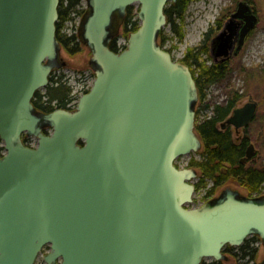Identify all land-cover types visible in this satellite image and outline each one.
<instances>
[{
  "label": "water",
  "instance_id": "obj_1",
  "mask_svg": "<svg viewBox=\"0 0 264 264\" xmlns=\"http://www.w3.org/2000/svg\"><path fill=\"white\" fill-rule=\"evenodd\" d=\"M176 1L87 0L82 38L94 86L74 112L40 115L32 100L59 57L60 0H0V264H35L48 245L46 264H201L225 259V245L249 236L264 241L263 201L232 191L188 208L197 173L175 163L202 148L198 90L189 66L158 42ZM134 4L141 25L114 52V16ZM249 12L240 2L227 25L246 20L238 51L258 22ZM229 39L224 31L215 38L220 56ZM257 109L254 101L236 108L222 129L246 127Z\"/></svg>",
  "mask_w": 264,
  "mask_h": 264
},
{
  "label": "trees",
  "instance_id": "obj_2",
  "mask_svg": "<svg viewBox=\"0 0 264 264\" xmlns=\"http://www.w3.org/2000/svg\"><path fill=\"white\" fill-rule=\"evenodd\" d=\"M191 1L192 0H177L174 3H169L165 8L167 25L170 27L174 37L180 42L183 41L185 37V32L181 23L185 20L186 11ZM80 4L81 0H60L59 5V20L56 24V38L60 46L70 55L79 54L82 52L83 47H86L82 38V33L83 24L89 14V9L83 8L80 11L78 9ZM74 13L82 15V26L79 34L74 33L68 35L64 31V28L68 21L74 19V17H72ZM139 22V8L135 10V6L133 5L127 8L123 17H119L118 14H115L110 30L112 38L108 43L109 48L114 52H120L122 49L124 50L126 46L122 48L118 46V27H123L124 34L127 35L128 39L132 32L139 29ZM162 33L163 32H161L159 36V43L163 48H166L165 43L168 39L165 38V35ZM166 50L171 52V49L166 48ZM196 50H199V52L197 53ZM203 52H209L207 45H202L199 49L192 48L188 50L180 60L190 67L196 82L199 103L205 100L208 89L212 85L224 81L232 70L231 63H211L210 56H208V60L199 62V55ZM192 59L193 62L191 61ZM53 80L54 78L52 77L50 80L51 83L46 87L44 94H42L41 91H37L34 96L33 104L36 112L39 114H49L57 109L73 110V108L69 107L70 101H72V89L63 81ZM243 97V94L238 90H231L224 103L217 104L213 107L210 117L195 125V131L202 142V148L199 151L200 158L197 159L192 156L188 162V167L194 168L200 172L199 180L195 183L196 191L201 188H206L207 179L210 178L211 180V187L207 189L204 195L205 203L213 201L216 190L229 180L241 181L252 189L258 188V186L264 182V170L244 171L243 166L240 165L239 160L244 155V150L247 146L246 140H235L231 129H221L222 122H224L238 107ZM207 107L210 106L208 105ZM199 110L196 111L197 115H199ZM23 141L26 145L31 146L30 139L27 136H23ZM4 151L3 143L0 140V157H3ZM258 239L257 237L248 238L241 246L236 247L239 255L248 260L256 258L257 250L251 247V242ZM224 253L235 255L231 249L224 250ZM202 264H223V262L214 261L207 263L203 261Z\"/></svg>",
  "mask_w": 264,
  "mask_h": 264
},
{
  "label": "rangeland",
  "instance_id": "obj_3",
  "mask_svg": "<svg viewBox=\"0 0 264 264\" xmlns=\"http://www.w3.org/2000/svg\"><path fill=\"white\" fill-rule=\"evenodd\" d=\"M238 1L240 0H192L186 11L185 20L181 23L185 32L183 41L180 42L174 37L168 25H166L162 30V34H164V37L168 39L165 43V47L167 49H171L174 59L180 61L188 50L192 48H199L204 45V34L207 32L209 26L215 24V21L219 17L221 11L232 6ZM254 2L262 17L261 24L258 26V29L255 35L252 37L246 50L232 63V70L229 77H227L222 82L212 85L207 91L205 100L200 103L199 101L197 102L196 110H200L198 111L199 115H196L197 120L195 119V124L210 117L213 107L217 104L224 103L231 90H238L244 96L238 107L245 105L249 101H256L259 104L257 114L258 121L255 123V125L253 124L256 126L261 122L258 128L255 127L253 129V137L256 138L260 132L264 133V0H254ZM134 6L135 10L139 8L137 4ZM83 8H87V0H81V4L78 9L81 11ZM72 17H74V19L72 21H68L64 28V31L68 35L74 33L79 34V26L82 20V15L74 13L72 14ZM139 24L141 25V22H139ZM117 32V35L119 34L117 36L118 44H125L129 38L127 39V35L124 34L123 27L119 26ZM92 56V50L87 46L83 47L82 52L76 55H70L61 47L58 57L60 64H56L54 69L55 71L53 70L55 72L54 75L59 78V81H63L65 83L66 80L69 82V78H67L68 75H77L78 83L88 85L89 88L92 83L91 74H95L94 66L91 64ZM69 83L73 84V82ZM80 88L84 87L81 86ZM45 89L46 88H42L40 90L42 94L45 93ZM76 89L77 86H74V89H72V101H70L71 106H73L78 101V97L81 93H83H77L79 90ZM208 105L210 107H207ZM253 125L252 127H254ZM45 130L51 132V128L48 126L45 127ZM29 139L33 146L37 145L38 140L36 138L34 139L29 137ZM260 148L263 155L261 164L264 165V143ZM192 156L199 159L200 152H196L190 156L181 158L178 161V164H180L181 168L185 167ZM197 172L198 177L191 181L193 184L199 180L200 172ZM206 183V188H201L194 193L193 201L195 200V202L189 205V208H197L205 204L204 195L206 194L207 189L211 187V183L208 181ZM225 188L239 190V185L234 181L222 184L216 190L214 196L218 198ZM242 192L245 194L244 191ZM258 243L259 245H256V258L249 260L250 264H261L264 261V246L262 245L261 241ZM49 251L50 248L48 246L39 254L36 264H45L44 258L49 253ZM230 255L231 254L226 253L228 261H220H222L223 264H243V261L238 259L236 260V258L235 260L230 259ZM204 261L209 263L212 261V259L210 258Z\"/></svg>",
  "mask_w": 264,
  "mask_h": 264
},
{
  "label": "flooded vegetation",
  "instance_id": "obj_4",
  "mask_svg": "<svg viewBox=\"0 0 264 264\" xmlns=\"http://www.w3.org/2000/svg\"><path fill=\"white\" fill-rule=\"evenodd\" d=\"M240 2H245L249 5V7H250L249 15H251V14L256 15L258 18V22H257V25L255 26V28L252 29L245 36L244 44L242 45V48L238 51L239 41L241 39V32H242L244 26L246 25V20L245 19H234L233 20V28H231V29L227 28V25H228V23H231L230 20L232 19L233 15L237 12V9H238ZM261 21H262V17H261V15L257 9V6H256L254 0H240L237 3H234L232 6L224 9L223 11L220 12L219 17L215 21V24L209 26L207 32L204 34V41H205L204 45L208 46L209 52L208 53H204V52L201 53V55H199V58H200L199 62H201L203 60H208L207 58H208V56H210L211 57V63H227V62H229L232 64L234 62V60L237 59L238 57H240L243 54V52L246 50V48H247L248 44L250 43L252 37L255 35V33L258 29V26L261 24ZM223 31L225 32V37H230V39H229V47H228V51H227L228 55L220 56L218 54V49L216 47L217 44L214 42V40ZM197 49H199V48H197ZM196 52L198 53L199 50H196ZM191 61L193 62V59ZM210 65H213V64H210ZM257 119L258 118L256 115L254 117V119L246 127L241 128L239 130H236L234 127H228L229 129L232 130V135H233L235 140L242 141L244 139L247 142V146L244 150V155L239 160L240 165L243 166L244 171L264 170V165L261 164L263 155L261 153V148H260L261 145L264 143V133L260 132V134L256 138L253 137V129L255 127L258 128L259 124L261 123L260 122L258 125L254 126L255 123L258 121ZM252 125L254 127H252ZM250 146L254 147L252 149V153L254 155H253V158L251 160L246 161L244 159H246L247 151H248ZM207 180L209 181V183H211L210 178H208ZM230 181H234V180H229L228 182H230ZM234 182H236L239 185V190H233L231 188H225V190L222 191V193L219 195L218 198H216L215 196L213 197L214 198L213 201H215L217 199H222V198L226 197L230 192L236 191L240 194V196L257 199L259 201L264 202V182H262L258 186V188H255V189H252L248 185L243 184L241 181L240 182L234 181ZM225 183H227V182H225ZM225 183H223V184H225ZM242 191H244L245 194H243ZM228 249H231V251H233L235 254V255H230L231 257H233V258L229 257L230 259L235 260V258H236V260L238 259V260L243 261L242 262L243 264H250V262L247 258H243L239 255L237 248H235L233 246H228L225 248V251ZM227 261H228V258H227ZM211 262H214V260L212 259ZM216 262H221V261H216Z\"/></svg>",
  "mask_w": 264,
  "mask_h": 264
},
{
  "label": "bare ground",
  "instance_id": "obj_5",
  "mask_svg": "<svg viewBox=\"0 0 264 264\" xmlns=\"http://www.w3.org/2000/svg\"><path fill=\"white\" fill-rule=\"evenodd\" d=\"M47 87V86H46ZM46 87H44V88H46ZM42 89V88H41ZM40 89V90H41ZM40 90H38V91H40ZM36 94V93H35ZM35 96V95H34ZM70 106H71V104H70ZM194 169V168H193ZM195 171H196V173H197V175H198V172H197V170L196 169H194ZM211 202H213V201H211ZM208 203V202H207ZM206 204V203H205Z\"/></svg>",
  "mask_w": 264,
  "mask_h": 264
},
{
  "label": "built area",
  "instance_id": "obj_6",
  "mask_svg": "<svg viewBox=\"0 0 264 264\" xmlns=\"http://www.w3.org/2000/svg\"><path fill=\"white\" fill-rule=\"evenodd\" d=\"M87 80H89V79H87ZM91 84H92V83H91ZM82 86H83L85 89L88 88V85L82 84ZM90 86H91V85H90Z\"/></svg>",
  "mask_w": 264,
  "mask_h": 264
}]
</instances>
